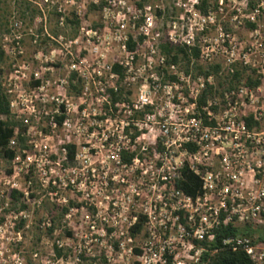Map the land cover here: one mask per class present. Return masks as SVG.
Listing matches in <instances>:
<instances>
[{
    "label": "built area",
    "instance_id": "1",
    "mask_svg": "<svg viewBox=\"0 0 264 264\" xmlns=\"http://www.w3.org/2000/svg\"><path fill=\"white\" fill-rule=\"evenodd\" d=\"M43 3L56 8L60 26L67 7L82 18L74 0ZM207 3L174 0L190 24L176 30L172 22L167 40L153 46L150 6L103 0L102 16L114 14L112 61L98 29L79 27L66 39L46 30L41 11L40 30L22 34L12 20L0 37L8 71L0 121L11 130L0 146V240L19 239L29 215L46 206L38 228L61 231L57 261L68 259L61 249L71 244L74 261L91 264H206L224 250L264 264L257 234L209 247L217 230L264 228V0ZM128 16L141 18L135 34L126 31ZM161 46L184 48L187 60L169 63ZM214 57L219 64H210ZM184 172L194 179L190 194Z\"/></svg>",
    "mask_w": 264,
    "mask_h": 264
},
{
    "label": "rangeland",
    "instance_id": "2",
    "mask_svg": "<svg viewBox=\"0 0 264 264\" xmlns=\"http://www.w3.org/2000/svg\"><path fill=\"white\" fill-rule=\"evenodd\" d=\"M52 1L55 0H47ZM75 1V11H79L81 14V20H76L73 16L74 9L67 7L66 11V21L60 26L57 22L56 8L48 3H43V0H0V37L4 35L12 23V20L21 21L22 34H25L28 30H40L41 23H39L40 16L43 13L45 17V27L46 30L51 34H61L66 39H69L75 35L79 27L84 29L91 28L92 30L98 29L99 33L104 39V42H108L110 49L109 54L107 52L106 60L112 61L115 55L116 44H114L113 30L114 26V14L109 13L108 15L102 16L101 7L103 6V0H74ZM96 2L95 4L92 2ZM129 4L133 7L135 4H143L150 6L151 15V35L157 32L158 37L154 38L153 41L149 39V43L153 46H159V42H165L166 36L171 34L172 22L175 24L176 30H179L182 26L183 30L187 28L190 24V19L188 15H184L181 11H176L173 7L174 0H127ZM208 3L211 0H207ZM207 3V4H208ZM128 5V3L126 4ZM131 7V9H132ZM42 13H41V12ZM182 16V22L177 20L178 16ZM180 16V17H181ZM112 17V18H111ZM141 18L139 17L135 21H132L130 16L126 17L127 32L135 34L137 26L140 24ZM76 22V23H73ZM104 22V23H103ZM134 22V23H133ZM134 24V27H132ZM110 26V27H109ZM205 30L206 37H213V29L207 33ZM185 32L183 31V35ZM154 37V36H153ZM26 40V37H25ZM162 44V43H161ZM146 46L139 50L141 52H146ZM25 55L23 59H29L31 56V48L27 43L24 44ZM158 48V47H157ZM100 53L103 54L104 49L102 45L99 47ZM141 58H139L137 64L141 63ZM183 62V61H182ZM179 63V69L184 70L183 63ZM220 59L214 57L210 64H219ZM200 68L205 69L206 66L202 63ZM142 77L148 78L150 72H142ZM8 73L7 71V60L1 56L0 60V78ZM218 78H216L217 80ZM167 79H163L165 83ZM190 83L185 82L180 84V93L187 95V87ZM133 90V94H135ZM158 95L161 94L157 91ZM46 206L41 209L34 210L29 218L26 220V228L20 229L19 239H14L12 234H7L8 240L5 241L3 238L0 240V264H91L86 260H80V262L74 261V256L76 255V248L74 246H64L62 247L61 255L66 256L68 254V259H62L57 261L56 255L54 253V242L62 241L63 235L61 231L56 230L51 235L44 232L42 229L38 228L41 219L45 217ZM73 221V220H72ZM74 222V221H73ZM55 224L60 225V221L56 220ZM5 238V236H4ZM63 242V241H62ZM91 251L96 250V248H91ZM65 258V257H64Z\"/></svg>",
    "mask_w": 264,
    "mask_h": 264
},
{
    "label": "trees",
    "instance_id": "3",
    "mask_svg": "<svg viewBox=\"0 0 264 264\" xmlns=\"http://www.w3.org/2000/svg\"><path fill=\"white\" fill-rule=\"evenodd\" d=\"M144 1V0H143ZM203 2V1H201ZM138 6L140 7L141 5L138 4ZM76 23V22H73ZM127 50H132V44H130V42L128 41L126 44ZM162 48V52L165 54V56L168 58V62L173 64L176 63L178 57H181L182 59L187 60V55H186V50L184 48H170L167 46H161ZM197 50L195 49H191V56L196 58L197 57ZM1 56L2 54L0 53V60H1ZM217 67H213V70H216ZM114 72H117V67H113L112 69ZM201 73V72H200ZM202 75L203 77L207 76V72H203L202 71ZM233 79L238 78V72H234L231 76ZM203 97L204 94L201 95V97L198 100V103H202L203 102ZM116 101L115 99H113V102ZM7 114V105L6 102L1 94L0 91V115H6ZM10 124L7 122H2L0 121V146H4L6 144L7 139L11 136V130L8 129L7 127ZM124 159V157H123ZM125 160V159H124ZM185 175V172H184ZM186 176V180L188 182V186H183L182 185V190L186 193V194H190L191 190L189 188V185L193 184L194 179L192 178V176L190 175H185ZM15 192H12L11 194V201H16L17 197H16ZM24 209V206L22 204H19L17 207V211H21ZM138 228V226H137ZM51 230H48V233L50 234ZM236 234H241L243 236H247V237H252L254 235H260L264 237V228L263 229H252L249 227H244L243 229L240 230H235V229H230V228H226V229H221V230H217L213 239V242L210 243L209 247L210 249H214L215 247L218 246V243L220 241V239L225 238V237H230V236H234ZM54 249V253L55 255L58 257L60 256V250L57 248H53ZM100 264H106L104 261L101 262ZM206 264H252L250 262V260L241 252H228V251H220L216 254H213L210 256L208 262Z\"/></svg>",
    "mask_w": 264,
    "mask_h": 264
}]
</instances>
